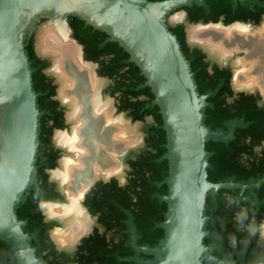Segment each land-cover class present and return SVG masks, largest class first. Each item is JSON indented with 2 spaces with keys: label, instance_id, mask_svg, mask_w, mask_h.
<instances>
[{
  "label": "water",
  "instance_id": "1",
  "mask_svg": "<svg viewBox=\"0 0 264 264\" xmlns=\"http://www.w3.org/2000/svg\"><path fill=\"white\" fill-rule=\"evenodd\" d=\"M200 0H0V239L17 264H40L15 209L24 199L34 174L39 112L32 90L24 45L40 18L63 21L75 17L105 34L128 57L153 96L164 133L167 168L162 238L154 248H138L154 262L142 264H223L203 244L206 196L249 185L206 180L208 153L204 143L226 141L231 134L203 125L205 96L196 86L165 18ZM74 43V42H73ZM84 64L93 65L89 62ZM94 76V75H93ZM96 79V77L94 76ZM264 264V263H260Z\"/></svg>",
  "mask_w": 264,
  "mask_h": 264
},
{
  "label": "flooded vegetation",
  "instance_id": "2",
  "mask_svg": "<svg viewBox=\"0 0 264 264\" xmlns=\"http://www.w3.org/2000/svg\"><path fill=\"white\" fill-rule=\"evenodd\" d=\"M200 2V4H196L193 1L188 6L170 13L166 18L174 13L181 12L182 21L185 19L190 24L203 26L217 24L216 26L223 28L241 25L247 28L249 33L253 30L254 32H251V34H254L258 43L264 45V1L200 0ZM242 5L248 9L244 11L239 9V6ZM242 11L243 14H241ZM45 21L53 22L47 18L38 19L27 42L30 41L31 44L32 65L38 72L42 87L46 91V103H52V106L45 114H43V111H39L34 174L24 197L28 199L29 203L25 215L23 214L24 217L21 220L18 219L23 222L21 230L28 236V244L33 248L34 257L40 264H142L143 262H154V256L137 252L131 245L133 243L138 248H154L160 240V237L156 234L157 228H160V223L157 221L159 214L153 211V218L150 221L147 217H144L145 214L143 215V208L146 206L147 209L149 208L147 201L156 202V204L163 203L159 200V197L163 196L160 192L163 185L166 193L163 179L161 181L151 180L150 182L147 180V177H149V172L146 169L147 159L150 155L155 154L152 143H155L156 137L150 130L153 119L149 115L138 117L128 106L134 99L143 101V96L136 95L132 98L127 86L118 83L116 78H112V50L107 46L95 48L93 43L84 39L83 33L80 35L75 30V26L71 25L68 17L63 21L54 22L61 23L66 29L68 39L72 43L74 42V45L78 48L81 63L89 62L93 65V75L103 82L102 87L99 89V95L111 101V105L112 97L114 98L113 113L121 112L128 122L140 123L141 147L135 152L127 150L123 154L121 162L126 168L125 174L120 176V180L112 175L113 147H110L109 153L104 154V160L99 154V157L94 153L91 156V151L87 150L88 152L84 154V158L89 160V164L86 160L82 162V173L77 184L73 187V190L77 193L76 206L81 214L79 219L81 221L74 229L75 239L67 247L58 244L53 238V232L63 229L64 224L56 216H47L42 207L43 205L66 206L69 204L65 192L62 191L59 183L52 179L51 174L57 170L59 161L65 156V151L56 145L54 137L57 133H68L71 124L67 120L68 107L58 98L56 79L49 73L52 64L51 58L39 55L36 50V43L34 44L35 30L37 31L36 28L44 24ZM166 25L171 28L179 27L187 53L198 59V63L207 74H212L215 71L218 76L217 81H215L217 86L220 83L226 85V91L223 92L220 98H222L223 105L228 110L239 95L245 99L248 98L256 109L264 110V98L260 93V91L264 93V75L259 74V78H256L254 84H250L251 88H255L253 92L251 88L234 91L232 89L235 76L234 69L232 75L230 68L222 66L223 63L211 58L201 45L199 48L195 45H188L185 38L187 36L186 27L178 24L172 26L166 23ZM108 42H110L108 38L103 40L105 44ZM233 54L238 53L234 52ZM258 59L263 61L261 57ZM196 70H199V68H196ZM241 70L242 68L237 73H240ZM120 73L126 79L129 77L126 69H123ZM217 89L215 88L216 92ZM215 91L212 93L207 91L202 94L205 96V101L209 95L215 94ZM227 92H230V95ZM146 119H150V122H146ZM241 126L240 121L234 118H226L221 122L222 129L214 132L224 134L222 132L224 130L226 134L230 133L232 138L234 128H240ZM260 126V131L256 133L258 143L251 146V151L256 154L264 151V136L261 138V134L264 135V124ZM159 146L164 148V144ZM161 156L154 158L152 161L159 162L163 160ZM251 181L252 179L248 180L246 184L249 185L248 187L251 186ZM261 181V179H258L257 183ZM243 190L238 189L237 193L227 194L226 196L229 201L234 198L238 203L244 200L250 202L251 199L246 198ZM151 206L153 208L154 205ZM245 213L246 207L244 206L233 219L240 221ZM263 221L264 212L260 211L258 217H250L248 223L245 226L241 225V227L248 234H256L257 240L263 241L264 244V239L255 230L250 232L247 229V227L255 229Z\"/></svg>",
  "mask_w": 264,
  "mask_h": 264
},
{
  "label": "trees",
  "instance_id": "3",
  "mask_svg": "<svg viewBox=\"0 0 264 264\" xmlns=\"http://www.w3.org/2000/svg\"><path fill=\"white\" fill-rule=\"evenodd\" d=\"M264 0H260L262 2ZM245 4V3H244ZM241 10L248 9L246 6H239ZM242 11L241 14L244 12ZM71 25L75 26V30L81 35L84 34V39L94 44L98 49L104 46L112 50V78L117 79L118 83L127 86L128 92L131 97L142 95L143 101L134 99L128 106L132 111L141 117L142 115H149L153 119V124L150 127L153 134H155L156 141L153 142L155 154L150 155L147 159L146 169L149 172L147 180L161 181L166 177L167 168L163 160L159 162L152 161L154 158L164 154L163 146L165 143L164 133L161 126L160 116L158 109L155 105L151 104L153 99L149 88L144 85V80L136 70L134 65L128 60L127 55L115 43H103V40L108 37L102 32L85 25L75 17H68ZM168 30L175 36L180 50L187 60L189 70L192 73L196 91L198 95L205 94L207 91L212 93L215 88H218L215 94L209 95L206 98V103L203 114V125L209 131H218L222 129L221 122L226 118H234L240 121L242 126L235 127L232 133V138L226 142L219 141L217 143L205 142L204 150L208 153L206 168V180L210 183H221L231 180L232 183L246 185L249 179H252L251 186L245 188L243 193L246 198H250L248 202L244 200L238 203L232 199L229 201L227 194H235L238 189L232 190L224 189L214 196H206L204 201V216L207 221L204 230L207 232V237L203 239V244L211 248V255L223 264H259L264 262V244L263 241L257 240L256 234H248L241 225L245 226L250 217H258V214L264 212V151L256 154L251 151V146L258 143L257 132L260 131L264 123V110L256 109L248 98L238 96L231 104L228 110L224 105L221 95L226 91V85L220 83L218 86V76L213 71L212 74H207L202 66L198 63V59L194 55H189L182 42V32L179 27H168ZM99 40V41H98ZM86 41V40H85ZM27 42V41H26ZM23 47L24 53L27 57L29 69L31 70L30 80L33 92L36 94L37 110L43 111V114L52 106V103H46L45 88L42 87L38 72L32 65V52L30 48V41ZM103 46V47H102ZM126 67V68H125ZM199 68V70H196ZM126 69L129 77L126 79L120 73ZM124 74V73H123ZM124 81H126L124 83ZM230 95V92H227ZM232 116V117H231ZM224 134L226 132L222 131ZM262 135V136H261ZM261 138L264 136L261 134ZM256 139V140H255ZM247 140V141H246ZM262 181L257 183V180ZM256 184V186H254ZM160 189L161 194H165L164 185ZM250 196V197H249ZM28 199L24 198L21 204L15 209L17 219H22L25 215V210L28 207ZM147 206L143 208V215L150 221L153 218V211L159 214L157 217L158 223L163 221V213L165 212V204L156 202L151 203L147 201ZM154 205L153 208H151ZM246 207V213L240 221L233 218L240 211L242 207ZM153 209V210H152ZM24 214V215H23ZM152 215V216H151ZM143 218V217H142ZM258 223V222H257ZM160 239L162 238L163 231L157 228V233ZM10 252L8 244L0 239V264H17L14 259L9 257ZM205 264V263H202Z\"/></svg>",
  "mask_w": 264,
  "mask_h": 264
},
{
  "label": "bare ground",
  "instance_id": "4",
  "mask_svg": "<svg viewBox=\"0 0 264 264\" xmlns=\"http://www.w3.org/2000/svg\"><path fill=\"white\" fill-rule=\"evenodd\" d=\"M173 21L180 22L182 18L176 16ZM186 30L190 43L201 45L211 58L220 63L234 52L244 51V56L246 53V63H242L241 72H236L233 79L236 89H250V84H254L259 74L264 75V45L258 43L247 28L241 25L229 28L187 25ZM35 45L39 55L51 58L49 73L58 84V98L69 110L67 120L71 124L70 131L57 133L54 137L56 145L65 151V156L51 174L65 192L69 204L42 207L47 216H56L63 222V229L54 231L53 238L58 244L69 246L75 239L74 229L81 221L76 206L77 193L73 187L82 173V162L86 160L89 164L84 154L91 151V156L99 154L104 160V154L113 147V174H117L120 151L137 141L135 127L128 125L122 116H115L111 101L99 95L103 82L94 78L90 65L81 63L78 48L68 39L61 23L47 22L39 27ZM240 63L236 61L233 67L237 68Z\"/></svg>",
  "mask_w": 264,
  "mask_h": 264
},
{
  "label": "rangeland",
  "instance_id": "5",
  "mask_svg": "<svg viewBox=\"0 0 264 264\" xmlns=\"http://www.w3.org/2000/svg\"><path fill=\"white\" fill-rule=\"evenodd\" d=\"M181 15V12H177V13H174V14H172V15H170L168 18H165V23H167L168 25H172V26H174V25H176V24H178V25H181V26H183V27H186L187 28V25H192V26H202V27H205V26H209V25H198V24H190V23H188L185 19H183V21H181V22H176V21H173V18L174 17H178V16H180ZM173 21V22H172ZM45 23H47V21H45L44 22V24ZM263 24H264V22H263ZM43 25V24H42ZM42 25H40L39 27H41ZM217 24H215L214 26H216ZM246 25V24H245ZM39 27H37L36 29H37V31H38V29H39ZM37 31L35 30V33H34V44L36 43V35H37ZM251 32H254L253 30L251 31ZM250 32V33H251ZM185 38H186V42H187V44L188 45H190V46H196V47H200V45L198 46V44L196 45V44H192V43H190V41H189V39H188V33H187V36H185ZM236 53V52H235ZM238 54H232V56L228 59V60H226L225 62H223V64H222V66H227L228 68H230V70H231V72H232V75H233V69H234V74L237 72V71H239V69H241L242 68V63H246L245 61V56H246V53H245V56H244V51H238L237 52ZM206 60H207V57H206ZM239 61V62H241L239 65H238V67H237V69L236 68H232V66H234V62H236V61ZM211 61H213V60H211ZM214 62V61H213ZM231 64H232V66H231ZM221 66V65H220ZM46 71V70H45ZM231 79H232V77H231ZM231 86H232V84H231ZM232 89L234 90V91H243L242 89H236L235 87H234V85H233V87H232ZM254 87H252L251 88V90H252V92L254 91ZM259 89V88H258ZM260 93H261V95H262V97L264 98V93H262V91H260ZM56 97H57V95H56ZM59 100V99H58ZM114 98L112 97V108H113V110H114V107H113V105H114ZM115 116H122L123 117V119L128 123V125H130V126H133V127H135V133H134V135H135V138L137 139V141H136V143L135 144H133L132 146H129V147H127L126 149H124V150H122V151H120V153H119V155H118V158H117V167H118V170H117V167H116V173L117 174H112V175H114V176H116V179L117 180H120L119 178H120V176H122L123 174H125V165L124 164H122V162H121V158H122V156H123V154L127 151V150H129V151H132V152H135V151H137L140 147H141V130H140V123L139 122H133V123H130V122H128V120H127V118H125L123 115H122V113L121 112H118V113H116V114H114ZM146 122H150V119H146ZM263 227H264V221L262 222V223H260V225L259 226H257V228H255V229H252V228H249V227H247V229L250 231V232H252L253 230H255L263 239H264V235L262 234V229H263Z\"/></svg>",
  "mask_w": 264,
  "mask_h": 264
}]
</instances>
